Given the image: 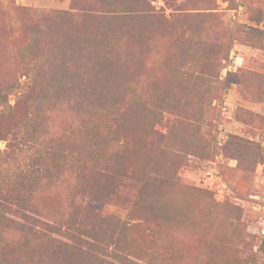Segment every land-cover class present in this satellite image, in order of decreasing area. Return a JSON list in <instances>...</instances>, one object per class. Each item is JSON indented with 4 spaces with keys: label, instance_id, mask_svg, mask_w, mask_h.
<instances>
[{
    "label": "rangeland",
    "instance_id": "rangeland-1",
    "mask_svg": "<svg viewBox=\"0 0 264 264\" xmlns=\"http://www.w3.org/2000/svg\"><path fill=\"white\" fill-rule=\"evenodd\" d=\"M36 135L58 230L0 264H264V0H0V150Z\"/></svg>",
    "mask_w": 264,
    "mask_h": 264
},
{
    "label": "trees",
    "instance_id": "trees-1",
    "mask_svg": "<svg viewBox=\"0 0 264 264\" xmlns=\"http://www.w3.org/2000/svg\"><path fill=\"white\" fill-rule=\"evenodd\" d=\"M35 87L33 84L25 96L32 115L29 119L39 116V104L30 99L36 94ZM60 154L41 135L24 142L11 141L6 149L0 150V226L58 230L59 213L49 205V197L42 191L53 186L57 179Z\"/></svg>",
    "mask_w": 264,
    "mask_h": 264
}]
</instances>
